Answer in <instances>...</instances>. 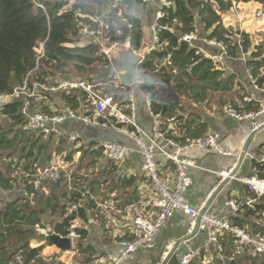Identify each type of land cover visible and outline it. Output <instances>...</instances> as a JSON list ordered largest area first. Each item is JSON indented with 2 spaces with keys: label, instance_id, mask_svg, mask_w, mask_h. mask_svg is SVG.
Listing matches in <instances>:
<instances>
[{
  "label": "trees",
  "instance_id": "16d2710c",
  "mask_svg": "<svg viewBox=\"0 0 264 264\" xmlns=\"http://www.w3.org/2000/svg\"><path fill=\"white\" fill-rule=\"evenodd\" d=\"M122 12L132 24V44L139 50L144 41L145 24L140 16L141 9L146 7L140 0H121ZM221 8L216 11L212 4L201 0H175V7L166 9L163 25L173 31L159 33V50L152 58L158 61L171 56L172 65L152 76V80L142 85L141 89L153 97V107L162 110L165 119H174L177 124L176 134L172 130H163L167 139L183 141L187 138L197 139L206 135L209 126L203 122L196 123L186 113L188 100L191 104H208L216 94L232 93L237 84L236 75H226L225 70L218 69L213 62L196 54L188 44L180 42L183 35L192 33L193 26H204V33L210 39H217L227 50L229 57L236 58L239 44L243 54H250L248 68L252 70L257 85L264 87V53L260 46L251 51L252 41L247 34L237 37L235 30L224 25L223 12L230 5L224 0ZM243 3L253 1L264 4V0H242ZM45 9L37 6L33 0H0V97L9 96L17 86L32 78L43 83H54L60 78H90L94 67H101L102 59L96 57L91 45L80 46L77 40L79 26L89 22V18L79 16L83 11L92 15L91 6H102V0H38ZM111 4L107 0V6ZM44 43V56L37 53L40 44ZM154 68V62L146 64ZM104 77L102 72L97 73ZM93 76H96L93 74ZM247 97L244 95L242 99ZM62 103L78 111L81 107V94L60 95ZM218 104V103H217ZM227 104L221 101L220 107ZM23 103L13 101L1 105L0 116L6 119V126L0 124V186L5 192L12 194L8 199L0 201V264H9L16 255L25 257V264H47L46 256L42 255V247L31 248V242L40 238L36 227H45L51 220L55 233L69 237L72 223L80 219L84 225L73 230L77 235V248L80 255L92 254L91 248L85 245L89 238L86 226L95 219L96 202L91 199L93 187L101 188L100 183L84 184L82 179L72 174L71 182L62 176L58 185L46 183L49 193L34 190L37 170L43 169L53 160V155H61L67 151L68 162L74 161L72 143L66 139L55 137H36L26 130L27 120L23 116ZM260 103L252 101L243 103V112L256 111ZM47 108H45L46 110ZM187 114V115H186ZM188 115L190 117H188ZM194 116V115H193ZM196 116V115H195ZM194 116V117H195ZM191 118V120L186 118ZM91 148L84 149L89 153ZM99 156L100 150L92 152ZM83 156V155H82ZM84 157V156H83ZM17 159V161L15 160ZM264 171V166L258 165ZM24 171L27 177L21 176ZM73 190H69V184ZM45 184V185H46ZM50 185V186H49ZM89 194L84 197V192ZM24 193V194H23ZM33 195V196H32ZM65 199L66 201H62ZM81 204L76 211H69L73 205ZM261 209L256 207L257 216ZM57 215L60 220L56 221ZM51 218H55L53 221ZM48 219V220H47ZM236 226L243 227L240 219H234ZM260 232V231H259ZM122 238L130 239L131 236ZM120 238V239H122ZM225 243L234 247V239L228 238ZM49 246H53L50 242ZM230 258L233 254L225 251ZM204 256V255H203ZM251 260V258H248ZM254 261V260H253ZM202 264V263H191ZM214 264H222L218 260Z\"/></svg>",
  "mask_w": 264,
  "mask_h": 264
},
{
  "label": "built area",
  "instance_id": "2783aa9c",
  "mask_svg": "<svg viewBox=\"0 0 264 264\" xmlns=\"http://www.w3.org/2000/svg\"><path fill=\"white\" fill-rule=\"evenodd\" d=\"M33 1L37 6L45 9L44 5L40 4L38 0ZM102 1H106L102 6L94 5L92 15H88L83 11L79 12V16L90 20L80 24L77 40L79 45L94 47L96 57L103 60L100 69L104 77L99 78L98 74L96 76L91 75L90 78H60L59 81L54 83L38 82L27 77L26 81L17 86L11 95L0 97L1 101L7 100L3 101L1 105L21 101L23 103L21 112L27 120L26 130L36 137L49 138L52 136L59 140L66 139L77 145L79 137L67 134L62 128L67 122L75 121L89 128H101L120 133L135 145L138 154L143 158L142 170L156 189L158 196L149 202L150 207L153 209L151 214L141 213L135 217L131 223V238H118L116 241L119 248L118 254L106 257L104 262L109 264H131L132 256L142 250L152 249L161 229L180 213L191 220L189 226L191 233L195 232L196 229H202L206 232L207 244L200 249L188 248L185 255L181 257L179 264L194 262L214 264L218 260H221L222 264H229L231 260H236L242 264V258L264 256V231L252 234L246 229L236 226L229 217H218L212 214L209 207L212 194L197 206L192 205L187 200V191L193 185L190 170L201 169V166L197 165L196 161L190 157L191 153L210 151L225 157L233 156V153L228 152L222 146L221 135L208 131L206 135L197 139L187 138L178 142L167 139L163 130H172L177 136L175 120L165 119L163 111L161 109L157 111L153 107V97L141 89L142 85L152 80V76L172 65L171 56H166L160 61L152 57L159 50L161 40L159 33L168 30L173 31L168 26L163 25L161 20L167 16L166 9L175 7V0H140L146 9L155 3L158 4V8L153 15V22L149 27V37H145L146 28H144L143 45L148 42L145 56L140 54L143 45L139 50H135L133 47V37L131 35L133 26L125 17L126 12L121 11L122 1L110 0L111 4L109 6H107V0ZM201 1L205 4H212L216 11L221 8L220 0ZM224 2L230 5L231 10L238 9L243 4L242 0H224ZM142 11L141 9V17ZM256 15L257 18L262 17L263 11L258 10ZM142 18L144 21V17ZM193 28L194 31L183 35L180 42L196 49L197 55L213 62L218 69L225 70L227 61L231 58L226 47L217 39H210L207 33H204V26L200 28L195 23ZM215 49L216 51L213 52ZM37 53L39 58L44 56V43L40 44ZM130 54L138 55L140 62L137 66L134 81L126 84L123 80L125 71L121 68V61ZM149 62H154V68L146 67ZM247 73L251 84L264 94V87L260 88L257 85V78H254L252 70L248 68ZM79 93L82 102L78 111H74L63 103L64 107L58 109L57 104L53 101L59 95ZM138 99L143 100L149 115L153 118L154 137L147 134L140 124ZM252 101L253 99L250 97L243 99V103H251ZM45 108L47 109L45 110ZM223 112L239 122H250L252 124L249 129L251 134H255L256 131L264 128V97L256 111L243 112L232 105H226L223 107ZM156 135L164 139L169 148L157 144ZM96 150H100L101 156L115 166H120L125 162L131 153L130 147L120 141L100 143ZM67 154L66 151L61 155H53L54 158L51 162L43 169L37 170V174L33 176L36 179L34 182L35 191L47 193L48 190L45 184L48 182L51 185H58L62 176L67 177L68 181L71 182L73 172L68 171V168L72 162L66 160ZM76 156H80V154L78 153ZM159 157L164 158L175 167L176 178L172 189L167 187L164 180V163L159 161ZM245 158L253 163V175L238 178L236 175L233 176L237 163L228 171L218 172L220 180L214 191H217L219 186L227 180L240 181L248 192L255 195L256 198L247 202V206L256 211L255 205L258 206L260 200L264 199V171L258 168V165L264 166V156L256 157L254 154L246 152ZM20 175L28 176L24 171ZM69 190H73L71 183L69 184ZM88 194L89 191H85L84 197ZM91 199L96 202L95 214L101 210L117 212L109 201L95 199L94 196H91ZM228 205L235 210L239 208L235 201H229ZM80 207L81 204L73 205L70 211H76ZM259 214H263V212ZM78 223H81L80 219L72 223L71 233L69 234L74 249L77 248L76 239L78 237L73 230L78 227ZM36 228L41 236H46L47 240L50 231L41 226ZM228 238L234 239V247L224 244V242H229ZM48 242L49 240L45 243L48 244ZM211 247H214L217 252L209 251ZM208 251L211 254L204 257L203 255ZM225 251H231L233 256L227 258L224 254ZM51 261H53V258L47 256L45 262L50 264ZM9 264H25V257L16 255Z\"/></svg>",
  "mask_w": 264,
  "mask_h": 264
},
{
  "label": "crops",
  "instance_id": "0c3cea01",
  "mask_svg": "<svg viewBox=\"0 0 264 264\" xmlns=\"http://www.w3.org/2000/svg\"><path fill=\"white\" fill-rule=\"evenodd\" d=\"M158 4L149 6L146 10L142 11L145 24V37H149V27L153 22V15L155 14ZM258 10L263 11V16L257 18L256 13ZM223 16L224 25L228 28L235 30L236 35L247 34L251 37L252 48L254 51L256 46L261 47L264 53V4L259 2L243 3L238 9L225 11L221 14ZM254 21H258L254 23ZM238 38L241 36L237 35ZM238 57L230 58L225 67L226 75H236L237 84L232 93L218 94L222 97L221 101L234 100V106L241 108L243 106L242 97L246 95L253 99V101L261 102L264 94L254 87L247 73V62L250 60V54H243L240 41ZM213 50V52H215ZM232 96L231 99L229 96ZM186 102V101H185ZM138 116L140 124L144 131L154 137L155 127L153 118L145 106L143 100L138 99ZM186 105V113L192 116L196 122H203L209 126L208 131H212L221 135L222 146L228 152L233 153L232 157H225L217 155L210 151H198L191 153L190 157L196 161L201 169L190 170L193 178V185L187 191V200L194 206L205 200L209 195L212 197L209 201L210 212L215 216H227L234 223V219L242 221L244 229L252 234L264 231V199L260 200L258 206L263 209V214H258L257 211L249 208L247 202L255 199V195L248 192L246 187L240 181H227L219 186L217 191H214L218 186L220 176L218 172L228 171L235 164L239 163L245 152L252 153L256 157L264 156V128L251 134L250 122H239L228 114L223 112V107L215 108L211 102L210 104H191ZM186 114V115H187ZM188 115V117H190ZM195 117H194V116ZM186 118L191 120V118ZM175 127L177 128V124ZM63 130L69 135L79 137L77 145L72 144V152L75 161L69 166V170L73 172L78 178L82 179L84 184L100 183L101 188L93 187L95 199L109 201L115 211L101 210L95 214V219L91 221L86 228L89 230V238L85 241V245L92 250V254L79 255L77 251L67 253V262L70 263L72 259L76 264H109L104 262L106 257L118 254L119 248L116 244L118 238L123 236H131V223L138 214H151L153 209L150 207L149 202L157 198L158 194L156 189L152 186L150 180L142 170L143 158L138 154L135 145L129 140L122 142L131 149L130 156L120 166H115L107 159L103 158L101 154L97 156L92 152L97 149L100 143L104 142H119L111 139V134L115 133L109 130L93 129L85 126L82 123L70 121L64 124ZM116 134V133H115ZM90 147L89 153L84 149ZM80 156H76L77 154ZM84 157H83V156ZM159 161L164 163V180L167 187L172 189L176 174L175 167L167 162L164 158L159 157ZM253 163L245 158L242 164L237 168L236 177L252 176ZM48 184V183H47ZM46 184L48 192L49 188ZM50 186V185H49ZM54 186V185H53ZM62 201H66L62 199ZM229 201H235L238 209L231 208ZM258 207L257 205H255ZM259 209L260 211H262ZM70 211V210H69ZM61 216L57 215L56 219L51 218L52 221L60 220ZM48 220V219H47ZM47 231L54 230V224L51 220L45 222ZM191 220L184 216L182 213L177 214L171 219L159 232L156 237L154 247L149 250H142L132 256L131 264H165L168 258L177 255L179 260L185 255L187 249H200L207 244V235L202 229H196L191 233L189 226ZM235 224V223H234ZM84 223H78V227H82ZM186 243V245H185ZM48 248L49 254L58 249L52 246L42 247ZM42 249V250H43ZM51 251V252H50ZM207 251V250H206ZM211 252H217L214 247L209 249ZM209 251L204 255L207 256L211 253ZM231 252V251H230ZM64 258V259H65ZM69 258V259H68ZM242 264H262L264 256L258 258H242ZM254 260V261H253ZM81 261V263H78ZM64 262V261H63Z\"/></svg>",
  "mask_w": 264,
  "mask_h": 264
},
{
  "label": "water",
  "instance_id": "95a60500",
  "mask_svg": "<svg viewBox=\"0 0 264 264\" xmlns=\"http://www.w3.org/2000/svg\"><path fill=\"white\" fill-rule=\"evenodd\" d=\"M237 35L241 36L240 32H238ZM147 47H148V42L144 43L143 48L140 50V54L145 56L147 54V51L145 50ZM139 62H140V57L138 55H133V54L125 56V58L121 61V68L125 71L123 75V80L126 84H130L134 81L136 77L135 75H136L137 66ZM110 136L112 140L122 141V142L129 141V139L126 136H123L120 133L119 134L112 133ZM156 143L162 147H168L167 142L164 141V139L160 138L159 135H156ZM245 155H246V152L244 156H242L239 163L237 164V167L234 171L233 176L237 174V168L242 164L245 158ZM227 181H225L224 183H226ZM47 240H49V242L53 244V246H55L59 251H62V252L63 251L65 252L75 251L73 244H72V240L69 237H64V236L62 237L56 234L55 230H50ZM179 261H180L179 257L177 255H173L170 258H168L165 264H179ZM229 264H241V262H238L236 260H231Z\"/></svg>",
  "mask_w": 264,
  "mask_h": 264
},
{
  "label": "rangeland",
  "instance_id": "374dc122",
  "mask_svg": "<svg viewBox=\"0 0 264 264\" xmlns=\"http://www.w3.org/2000/svg\"><path fill=\"white\" fill-rule=\"evenodd\" d=\"M91 8H93V10H94V6H91ZM96 10V9H95ZM258 21H254V23H257ZM80 46H83V44H81ZM99 66V65H98ZM94 67L92 70H91V72H90V74L91 75H97V73L99 72V70H100V72H101V69H99V67ZM84 78H87V76H85ZM57 81H59V79L57 80ZM231 95L229 96V98L231 99ZM222 99V97L220 96V95H218V94H216L215 95V97H214V99H212V101H211V104L216 108H220V105L219 104H217V103H219L220 102V100ZM3 101H7V100H3ZM3 101H1V99H0V106H1V104L3 103ZM54 101V103L55 104H57V108L59 109V108H63L64 107V105L62 104V99L60 98V95L59 96H56L55 97V99L53 100ZM186 102L188 103V105H190V102L188 101V100H186ZM227 102H228V104H232L233 106H234V100L232 99V100H228L227 99ZM210 104V103H209ZM2 123V125L3 126H6L7 125V123H6V119H4L2 116H0V124ZM99 129H101V128H99ZM98 129V130H99ZM103 130H106V129H103ZM110 131V130H109ZM16 161H17V159H15ZM5 188L4 187H1L0 186V201L2 202V200H3V198H6V199H8V196H11L12 194H10V193H6L5 192V190H4ZM1 207V206H0ZM36 233H37V235L40 237V238H35V240L34 241H32L31 242V248H40V247H46L47 245H49V243L48 244H46L45 242H47V240H46V236H41L40 234H39V232L37 231V228H36ZM51 248H52V246H51ZM49 252V250H48V248H45V249H43L42 250V255H45L46 257L47 256H51L52 258H53V261H51L50 262V264H76V262H74L73 261V259H72V256H69V258H71V260H70V263H68L67 262V258H65V257H67L68 256V252H58V251H52V252H54L53 254H49L48 253ZM51 252V251H50ZM73 252V251H72ZM72 252H70V253H72ZM80 255V254H79ZM65 258V259H64ZM68 258V259H69ZM64 261V262H63ZM78 262V261H77ZM78 263H81V261H79Z\"/></svg>",
  "mask_w": 264,
  "mask_h": 264
}]
</instances>
